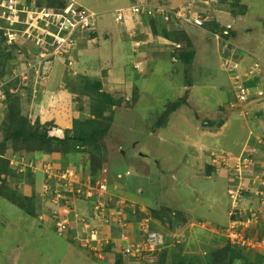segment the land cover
<instances>
[{"label":"rangeland","instance_id":"374dc122","mask_svg":"<svg viewBox=\"0 0 264 264\" xmlns=\"http://www.w3.org/2000/svg\"><path fill=\"white\" fill-rule=\"evenodd\" d=\"M13 1L20 9L24 8L23 12L10 14L5 8L10 0H0V28L6 44L17 45L8 48L1 43L0 53L15 54V60L20 63L14 69L26 77L22 80L20 76L22 81H18L15 79L18 75L14 74L6 77V83L0 82V86L9 84L10 93L5 102L0 101V140H9V129L4 122L12 109L30 123H37L32 130L37 129L39 134L46 131L49 138L55 137L50 147L55 146L59 142L56 139L72 134L75 122L94 118L92 106L97 103L96 95L84 84L96 81L101 83V92L114 101L119 100L118 106H112L119 120L113 115L115 121L108 130L110 133L101 135L105 158L100 176L94 179L85 153L71 155L58 149L50 153L14 152L12 142L8 141L3 155L15 175H0V184L7 185L2 189L5 198L0 197V264H115L113 257L117 250L129 251L133 247L121 246L122 240L131 242L127 237V223L137 221L135 226L142 223L147 227L152 211L158 212L157 219L162 226L156 228L157 248L148 255L150 261L143 264H190L193 260L207 264L205 256L209 252L232 246L225 236L233 222L229 216L227 223V211L231 214L237 209L234 203L243 207L247 198H241V192L247 188L254 195L264 196L242 178L245 184L238 187L234 170L227 165L221 169L223 163H218L220 159L229 162L230 158L240 157L245 150L240 157L247 161L243 175L256 179V183L264 180V177L258 178L262 170L256 163L264 147L247 153L254 148L247 143L257 140L261 141L259 145H264V0H142L150 10L155 9L149 16L157 18V31H153V23L140 15L133 21L116 20L115 9L131 5L133 0H72L73 6L79 4L95 13L97 30L94 35L77 31L69 52L62 59L49 57L39 65V73L27 68L32 59L21 60L43 46L37 40L42 38L44 27L36 23L32 12L44 6L49 8L48 2ZM178 11L181 19L175 16ZM202 14L209 16L208 20L212 18L211 22L202 19ZM194 18L201 23L195 24ZM159 24L173 33L171 39L160 36ZM215 27H218V36L211 33ZM182 32L191 46L182 39ZM131 37L132 44L128 41ZM135 45L139 47L134 52ZM189 50L194 52L193 58L190 64H184L178 53ZM56 66L58 71H54ZM52 67L53 74H60L54 87L49 84ZM240 72L246 76L240 77ZM235 88L244 90L243 99ZM1 89L0 100H3ZM181 99L185 101L182 104ZM231 101H236L234 109L229 106ZM168 110H171L169 115ZM108 115L106 112L103 116ZM241 121L250 126L260 121V136L254 138L250 133V138L247 136L242 142L247 130L241 127ZM214 129H224V133L212 134ZM201 131L207 136H200ZM44 164H49V171L45 172ZM217 168L219 173L204 174ZM68 169L74 171L75 178L69 183L52 178L51 185L56 182L53 193L47 179L53 173L61 175ZM126 169L129 172L124 175ZM138 183L143 189L141 194L135 190ZM99 185L105 189L102 191ZM89 189L97 190L87 195ZM233 190L239 194V201L229 197ZM12 194L18 198L16 203L8 201ZM21 199L22 206L18 203ZM118 199L126 202L121 207L124 214L128 203L133 205V210L124 227L114 228L119 237L116 239L106 237L104 227L98 226V219L107 213L101 221L108 231L113 230V221L108 219L110 214L118 217L120 207L113 202ZM92 203L93 209L97 205L102 214L93 213L90 219L89 211L79 208L92 207ZM114 206L118 208L115 213ZM142 206L149 214L136 218ZM237 210L238 214L244 212L241 207ZM245 212L248 214L251 210L247 208ZM251 216L248 225L257 221L255 212ZM51 219L53 226L49 224ZM209 226L217 227L221 238H212L216 233L211 234ZM107 241L111 246H105L108 249L105 255L103 246ZM262 241L256 248H244V251L260 249L264 246ZM88 243L91 245L86 246ZM109 258L112 260L108 261ZM140 262L133 258L123 260L122 264Z\"/></svg>","mask_w":264,"mask_h":264},{"label":"trees","instance_id":"16d2710c","mask_svg":"<svg viewBox=\"0 0 264 264\" xmlns=\"http://www.w3.org/2000/svg\"><path fill=\"white\" fill-rule=\"evenodd\" d=\"M46 1L48 2V3H46V7L57 8L60 11H62L70 3V0H46ZM231 4H234V2H231ZM78 6H80V5L78 4ZM80 7L83 9H86L82 6H80ZM44 8H45V6H44ZM86 10H88V9H86ZM233 13H235V10H233ZM152 17H154V16H152ZM152 17L148 16L146 18V21L153 23V26L155 28L156 24H158V23H156V21H154ZM171 19H172V17H171ZM212 24H213V22H212ZM159 25L162 26V28H160V30L158 29V31H161L160 36L165 40L171 39L172 38L171 34H173V33L168 31V29H166L163 26V24H159ZM154 28H153V31H156L157 29L156 28L154 29ZM217 28L218 27H215V29H212L213 30L212 32H219V31H217ZM96 30L97 29H94V30H91L88 32H91L94 35L95 34L94 31H96ZM3 34H4V31L2 28H0V44L4 43L5 47H8V48H10L12 45H17V43H13L11 45L6 44ZM85 34L86 33H84L83 35H85ZM181 34H182V39L186 42V45L191 46L190 42L188 41V39L186 37V34L184 32H182ZM133 48L135 49V47H133ZM136 49H138V48H136ZM38 50L39 49L35 48V50L32 51V54H26L22 58L21 61L32 59L33 60L32 62L35 63L37 60L36 57L38 55ZM75 51H76V49L74 48L73 52H75ZM23 52H25V50H23ZM134 52H135V50H134ZM193 55H194V52L192 50L180 51L178 53V57H179L180 61H182L184 64H190V62L193 58ZM14 56H16V55L13 54L11 51H8L7 54H4L3 51H1V53H0V80H2V81H0V82H5L6 77L8 78L9 76L11 77L15 74L16 69H14V68L18 65V63H20V60L16 61ZM135 57L136 56H134V58ZM62 58L63 57H60L58 59H62ZM135 61H133V63H135ZM51 69L52 70L50 71V74L53 71V67ZM15 79L20 81L21 77L17 76ZM24 81H26V80H24ZM1 87H2L1 91H3L4 96H5L4 99L1 100V102L2 101L5 102L8 98V96L10 95V93L7 89L9 87V84L8 83L6 85L4 84L3 86H0V88ZM84 87H86L90 93L96 95L95 100H97L96 101L97 103L92 106L94 118L87 119L84 123L75 122L73 124L72 134H70L69 136H65L61 139L60 138L56 139V141H59V142H58V144H56L53 147H50V145H51L50 143H51V141H53L55 139V137H54V139L49 138L47 136L48 133L46 131L43 132V134H39L37 129L32 130L37 125V123L32 124L26 118H22L19 115V112H14L12 109H9L7 121L4 122L9 129V131L7 133L9 140L7 138L0 140V175L3 173L15 175L13 169H11L9 167V162L4 158V155H3L6 151L5 148H6L8 141H11L12 142L11 148H12V151H14V152L15 151H25L26 152L27 150H30L32 152L39 151V152L50 153L53 149L54 150L58 149V150H61L65 154H71V155H73L75 153H77V154L85 153L87 158H88L86 160V163H87V165H89L88 168L92 172V173H90L91 178L94 179V178L100 176L99 171L102 167V164H103V161L105 158L104 154L102 155V151H104V148L102 147V145H104V143L101 142V138H102L101 135H104V134L106 135L107 133H110L108 130H109V128H110L115 117L117 118V122H118L119 114L115 115V112H113V110H112V106L113 105L118 106L119 100L114 101V100H112V98L107 93H105L104 91L101 92L100 89L102 86H101V83L99 81H96L92 84L86 83V84H84ZM184 102L185 101L183 99L180 100L181 104ZM177 105H178V103L171 106V109H175V107ZM170 111L171 110L167 111L168 115H169ZM106 112L109 115L104 117L103 115ZM113 115H114V118L112 119ZM104 126H105V128L102 129ZM90 130H92V131L89 132ZM107 136H108V134H107ZM247 145L248 146H255L257 148L262 147L256 141L247 143ZM92 163H95L97 166L94 167ZM224 166H225V164L224 165L222 164L220 166V168L222 169ZM211 167H213L212 164H211ZM118 169H119V167H118ZM218 171H219L218 168L216 171L207 170V173L204 172V174H206V176H210V174H212V173H219ZM242 172H243V170H242ZM115 176L116 175L114 173L113 177H115ZM51 180H52V178L47 179V181L49 182L48 186L50 187V189L53 192L54 187H56V182H55V185H51V183H52ZM235 182H236V180H235ZM60 185H63V181H60ZM108 185L111 186V183L109 182ZM6 187H7V185L5 182H2L0 184V197H3L4 194L2 192V189H5ZM248 194H249V192L247 190H243L241 196H243V195L245 196ZM3 198H5V197H3ZM16 200H18V198H16L15 195L12 194V197L8 201L11 203H16L15 202ZM26 200H27V198H26ZM18 203H19V205L22 206L24 204V201L21 199L20 201H18ZM92 209H93V206H92L91 210L89 211L90 216L88 218H90V219H92V217H93V210ZM98 209H99L98 211H101L100 208H98ZM117 210H118V208H117ZM112 211H113V213H115L116 208H113ZM128 213L129 214L132 213L130 211V208H128ZM157 213L158 212H156V211H152V214H150V215H152V217L158 218ZM105 215L106 214L102 215L101 220L103 219V217H105ZM122 221H123V218H122ZM110 236H112V235H109L108 233H106V237H110ZM109 243H110V241L109 242L107 241L106 243H104L105 245L103 246L104 247L103 251L108 250L106 247L111 246V244H109ZM121 244H122L121 246H123L125 244V242H121ZM258 251H259V249L253 250L252 252L247 253V251L245 252L244 248H242V247L227 245L220 250L216 249V250H212V252H209L205 256V262L207 264H236V263L237 264H262V261L264 260V255L258 254L257 253ZM107 252L108 251H106L104 254L106 255ZM114 255H115V257H113V259L115 258V264H122V261L125 260V257H123V255H122V248L117 250L116 253H114ZM195 262H197V263H195ZM143 263L144 262H142V264ZM198 263H199L198 261L193 260L192 263H190V264H198Z\"/></svg>","mask_w":264,"mask_h":264},{"label":"built area","instance_id":"2783aa9c","mask_svg":"<svg viewBox=\"0 0 264 264\" xmlns=\"http://www.w3.org/2000/svg\"><path fill=\"white\" fill-rule=\"evenodd\" d=\"M76 2V0H74ZM18 4H16L13 0H10V4H8L7 6H5V8L9 11L10 14L14 15V14H19L21 12H23V9H20L19 7H17ZM128 7V6H126ZM125 8V7H122ZM145 8L144 5H141L140 3H136L135 5L131 6L128 8V12L127 14H119L118 17L119 18H130L134 15L140 14V13H144L146 11V13L149 15H152V10ZM123 9H120V12H122ZM32 14L34 15L35 19H36V23H41L40 26L44 27L43 32H42V38L38 39L37 42L40 45H43L41 48H39V53L38 56L36 57V62H31L28 63L27 68H30V70L33 71H38V67L40 64H42V62H44L47 59H50L49 57L53 56V57H57L60 58L62 56H64L65 54H67L69 52V50L71 49V47H73V42H74V35H70L71 31H73L74 29H76L78 26L79 27H84L86 30L91 31L94 29L95 26V17L92 13H89L88 10L81 8L80 6H68L66 7L64 10L60 11L57 8H44L41 9L39 11L34 10ZM176 17H182L181 12H177L175 14ZM10 17V16H9ZM209 17V16H208ZM208 17L205 16L206 21H208ZM204 18V17H203ZM202 18V19H203ZM196 20L195 24H200L201 20L194 18ZM189 21V20H187ZM209 21L211 22V19H209ZM65 31H68L69 33L66 34ZM37 33H39V31H37ZM16 35V34H15ZM52 38L53 41L47 43L46 45V41L48 39ZM57 43V44H55ZM18 69L15 70V74L16 71ZM19 77L21 76L22 79H25V74L23 72H19L17 74ZM17 77V76H16ZM244 90L241 89L240 90V99H243V95H244ZM239 101V100H238ZM257 141V140H256ZM258 142V141H257ZM258 143H261L258 142ZM250 155V154H249ZM249 157V156H248ZM226 159H220L218 161V163H233L234 166H237L236 168L238 170H241L243 168L247 167V163H243L242 159L240 158H230V160H227L229 162L225 161ZM215 162V161H214ZM247 162V161H246ZM45 166V172L49 171L50 166L49 164L46 166V164H44ZM53 173V172H52ZM62 173V174H61ZM59 175L58 173H53L49 176V179L51 178H58L59 180H64L66 182H70L73 181V179L75 178V173L74 171H70L65 170V172H61ZM102 179V178H100ZM98 179V181L100 180ZM236 180V184H238V187L244 186V183H242L241 181V175L235 179ZM76 181V180H75ZM260 184H264V180H262L260 182ZM47 189L48 186L46 185ZM98 188H100L102 191L105 189L103 186L99 185ZM93 190H97V189H89L87 192V195H91L93 192ZM231 197L233 200H237L239 201L240 197L238 195V193H233L230 192ZM111 200V199H108ZM118 201H120V204L118 203ZM117 202V207L123 205L125 202L121 199L116 200ZM107 203V202H106ZM94 205V203L92 204V206ZM133 205L129 204V208H132ZM234 208L239 209V205L236 203L233 204ZM92 208V207H91ZM91 210V209H90ZM93 213L94 214H101V211H98V206L95 205ZM229 216H231V214H229ZM119 222L121 223V219H122V215L118 216ZM60 219H58L59 221ZM59 223H62V221H60ZM242 225L244 228L247 227L248 222L247 221H233L232 224L229 226V228L226 230V234L228 236V239L230 241V243L233 244V246H239L245 249L248 248H254L256 243L254 242V240L250 237V236H246L242 230L238 231L237 230V226ZM92 234V233H91ZM94 242V241H91ZM159 243V237L156 233H146L145 237L133 248V250H131V254L136 255L135 257L137 258L136 260L141 261V259H144L145 261L149 260L150 258L148 257V255H150L156 248L157 245ZM91 245V243H88L86 246ZM256 248V247H255ZM143 256H146V258H142Z\"/></svg>","mask_w":264,"mask_h":264},{"label":"crops","instance_id":"0c3cea01","mask_svg":"<svg viewBox=\"0 0 264 264\" xmlns=\"http://www.w3.org/2000/svg\"><path fill=\"white\" fill-rule=\"evenodd\" d=\"M78 6V5H77ZM106 27V26H105ZM133 37H131V39H129L128 41H129V43H131V42H133L132 39ZM135 39V38H134ZM83 41V40H82ZM47 42H51V41H47ZM79 42H80V40H79ZM132 44V43H131ZM161 48V47H160ZM161 50V49H160ZM77 51V50H76ZM75 51V52H76ZM74 52V53H75ZM54 65H55V63H54ZM54 67V66H53ZM57 67V66H56ZM144 69H145V67H143ZM58 69V67L57 68H55V70L54 71H56ZM251 69V68H250ZM60 70V69H59ZM58 71V70H57ZM227 72V71H226ZM249 73H251V71L249 72ZM253 74H254V72H252ZM261 74V73H260ZM51 75V79H50V82H49V84H50V86L51 87H54L55 85H56V83H57V79H58V77L60 76V74H53V71H52V73L50 74ZM244 76H246V74L245 73H241L240 72V77H244ZM243 108L241 107V110H242ZM235 112H236V110H235ZM224 123V122H223ZM253 124H252V126H250V125H248L247 123H245V122H242L241 121V127L243 128V129H246L247 130V133H246V135H245V137L243 138L244 140L242 141V142H245V140H246V138H247V136L250 138V133H252L253 135V137L255 138V137H258V136H260V134L259 133H262L261 132V130L260 129H258V128H260V121H257V122H252ZM226 124V126H227V123H225ZM258 125H259V127H258ZM225 126V125H224ZM197 127V126H196ZM220 128V127H219ZM217 134V133H219V134H223L224 133V129H220V130H217V129H214L213 130V132H212V134ZM200 136H202V137H206L207 136V134L205 133V132H203V131H201L200 133ZM262 136H264L263 135V133H262ZM262 147H264V145L262 146ZM246 149V148H245ZM254 149L257 151L258 150V148L257 147H255L254 146ZM241 150V148L240 149H238V153H239V151ZM245 151V150H244ZM244 151L242 152V153H240V154H242V155H244ZM232 152V151H231ZM258 158V160L256 161V163H257V166L259 167V169L260 170H262V172H261V174L259 175V177L258 178H260V177H264V148H261V151L259 152V156L257 157ZM143 167V166H142ZM81 168H82V166H81ZM126 172H129V170L128 169H126L125 171H124V175H126ZM236 178H238L240 175H241V178H242V180L244 179V181H246V182H248L249 181V185H251L252 187H253V185H254V188H257V190H259L258 192L259 193H262V194H264V184H260V183H256L255 182V180H253L252 178H249V179H247V176H249V175H246V177L243 175V172H241V173H236ZM235 178V179H236ZM235 179H234V181H235ZM251 180V181H250ZM242 183H244L245 184V182H242ZM141 184V183H140ZM139 183H138V185L139 186H136V189L135 190H137V192L138 193H142V187H141V185H140ZM144 185H146V183H144ZM234 185H236V184H234ZM227 187H228V185H227ZM247 190H248V192H249V194L248 195H245V196H242L241 198H244V197H246L247 198V201H245V203H244V205H243V207H242V204L241 205H239V207H241L242 208V211H244V212H242L241 214H238V215H236L234 218H236V219H234L233 221H237V220H239V221H249V219H252L251 217V213L253 214L254 212L256 213V218H257V221L253 224H250V225H247V227L246 228H244L242 225H239V226H237V229L240 231V230H245L246 231V235L247 236H250V237H252V239L254 240V242L257 244L258 242H262L263 243V241L262 240H264V233H262L261 234V232L260 231H262V230H264L262 227H263V225H264V204L263 205H261V201L262 200H264V196L262 197V195L261 194H256V195H254L253 194V192H251L250 190L251 189H249V188H247ZM129 200H131V199H129ZM107 202V201H106ZM93 204V203H92ZM129 204H131V203H129ZM110 205H112V204H110ZM247 205V206H246ZM112 207V206H111ZM91 209V207H90V205H89V207H85V208H83V207H80L79 209H84V211H90L89 209ZM114 208H117L116 206H114ZM247 208H249L250 210H251V212L250 213H248V214H246V212H245V209H247ZM227 209H228V207H227ZM132 210H133V207L131 208V212H132ZM229 210V209H228ZM140 211H142L141 212V214L140 215H138L136 218H140L141 216H146V215H148L149 214V212L146 210V208H144L143 206L140 208ZM107 214V213H106ZM130 215H132V213L131 214H129L128 213V209H126V212H125V214H123L122 215V218H123V221H122V219L120 220L121 221V223L123 222V223H127V220L129 221L131 218H130ZM150 216V215H149ZM151 217V219H150V222L152 223H149V225H150V227H152L151 229H153V230H155L156 231V228H161V223H160V221L157 219V218H155V217H152V216H150ZM254 217V216H253ZM130 218V219H129ZM142 218V217H141ZM108 220H110V221H113V224L112 225H114L112 228H113V230H111V229H109L110 231H112L111 233H110V231H108V229L106 228V226H103V221H101V219H98V222L100 223L98 226H101V227H104V231H105V234L106 233H109V235H112V236H114L116 239H119V237H116V235H117V230L116 229H114V228H117V226L119 227V219H118V217L116 218V217H114V215H111L110 214V216H109V219ZM133 220H135L134 219V216H133ZM228 220H229V214H228V211H227V223H228ZM53 219H51L50 221H49V224H52V226H53ZM92 223L94 222V220H92L91 221ZM134 223L135 222H137V221H133ZM134 223H130V224H128L127 223V237L129 238V240L131 241V242H134L135 240H137L138 239V237H139V235H138V233H137V224H136V226L134 225ZM199 223V222H198ZM200 226V225H199ZM259 226H261V227H259ZM94 227V226H93ZM200 227H202V226H200ZM249 227V228H248ZM209 232H211V234H213L212 232H215L216 234H213V237L212 238H217V237H219V238H221V233L218 231L219 229H217V227H210L209 226ZM116 231V232H115ZM215 235V236H214ZM211 238V237H210ZM225 238V237H224ZM223 239V238H222ZM92 245H96L97 246V243L96 242H93L92 243ZM258 254H263L264 255V246H262L260 249H259V251L257 252ZM112 259L111 258H109L108 259V261H111ZM262 264H264V260L262 261Z\"/></svg>","mask_w":264,"mask_h":264},{"label":"bare ground","instance_id":"6f19581e","mask_svg":"<svg viewBox=\"0 0 264 264\" xmlns=\"http://www.w3.org/2000/svg\"><path fill=\"white\" fill-rule=\"evenodd\" d=\"M72 0H70V3L66 6V7H68V6H70V5H72V2H71ZM136 3H140L141 5H144L145 6V8H147V9H150V6L148 5V4H146V3H144V1L142 2V0H133V2H132V4L131 5H128V7H125V8H122V6H119V7H117L116 9H115V16H116V20L117 21H125L126 19H128V18H124V17H122V18H119L118 17V15L121 13V14H127V12H128V8L129 7H131V6H133V5H135ZM73 6V5H72ZM74 6H77V5H74ZM65 7V8H66ZM64 8V9H65ZM63 9V10H64ZM120 9H123L122 10V12H120ZM146 9V10H147ZM153 9V8H152ZM169 9V8H168ZM155 9H153L152 10V12L154 11ZM89 13H92L93 15L95 14V13H93V12H89ZM138 16L140 15L142 18H144V17H148V14L146 13V11L143 13H140V14H137ZM137 15H134V16H132V17H130L129 19L130 20H134V19H136V17H137ZM203 16H204V14H202ZM95 17V16H94ZM152 17V16H151ZM153 18V20L154 21H157V18H155V17H152ZM163 19H164V22L165 23H167V24H169L168 23V19L167 18H164V17H162ZM182 17H177V19H181ZM174 19H176V18H174ZM204 20H205V16H204V18H203ZM212 19V18H211ZM146 21V20H145ZM209 21V20H208ZM147 22V21H146ZM206 22V21H205ZM97 23V20H95V26H94V29L96 28V24ZM136 26V25H135ZM157 27V26H156ZM159 27H161V25H159ZM158 27V29H160ZM135 28H137V27H135ZM162 28V27H161ZM93 29V30H94ZM79 30H84V31H86V32H88V30H86L84 27H77L76 29H74L73 31H71L70 33V35H75V33L77 32V31H79ZM157 31V30H156ZM225 31V30H224ZM65 33L66 34H68L69 32L68 31H65ZM213 35H216V36H218V32H211ZM51 39V38H50ZM73 39H75V36L73 37ZM165 40V39H164ZM51 41H53V39L51 40ZM141 43V42H140ZM133 47H135V48H138L139 47V45H135V46H133ZM75 48V47H74ZM73 48V49H74ZM134 49V48H133ZM135 50V49H134ZM236 51L237 50H235V54L237 55V53H236ZM236 59H238L237 58V56H236ZM229 70V69H228ZM232 74H234V71H232ZM239 76H240V73H239ZM232 78V77H231ZM239 77H236V79H238ZM235 90H237L238 92H240V90L241 89H239V88H235ZM232 98V97H231ZM233 100H236V99H233ZM1 101V100H0ZM235 102L236 101H231L230 102V107H231V109H234V105H235ZM252 151H256L254 148H251L250 150H248V152L247 153H249V152H252ZM243 155H241L240 157H242ZM240 157H236V158H240ZM243 160V163H247L246 162V160L245 159H242ZM224 164V163H223ZM225 165H227V167H229V168H231L232 170H234V172L235 173H241L242 172V170H244L245 168H243V169H241V170H238L236 167L237 166H234V164L233 163H225ZM128 174V173H127ZM126 174V175H127ZM235 187H236V185H235ZM235 189V188H234ZM247 190V189H246ZM248 191V190H247ZM231 192H233V193H237L235 190H233V191H231ZM243 192V191H242ZM242 192H241V195H242ZM239 195V194H238ZM229 197H231V195L229 194ZM242 197V196H241ZM113 201V200H112ZM114 203H115V205H116V201H113ZM126 203V202H125ZM125 203L123 204V205H125ZM129 204V203H128ZM123 205H121V206H119L120 207V210L117 212V216H119V215H123L124 214V210H122V208L121 207H123ZM239 205V204H238ZM117 206V205H116ZM232 208V207H231ZM120 212V213H119ZM238 212H240L239 210H237V209H235V210H232V212H231V218H234L236 215H238ZM236 214V215H235ZM240 214V213H239ZM151 216V215H150ZM93 218V217H92ZM100 219H101V217H100ZM234 220V219H233ZM135 225V224H134ZM143 225L144 224H142V223H137V233H138V235H139V237H138V239L137 240H135L134 242H129L128 243V239L126 240H122L121 242H125V245H123L125 248H129V245H132L133 247L128 251V250H126V251H124V250H122V255H123V257H125V260H132L133 258L136 260L137 258L135 257L136 255H133V254H131L130 252H131V250H133V248L145 237V235H146V233H156L157 234V232L155 231V230H151L150 229V227H149V222H148V224H147V227H143ZM121 227H124V223H120V228ZM237 228V227H236ZM238 230V229H237ZM239 231V230H238ZM158 235V234H157ZM228 237V236H227ZM90 239H92V238H90ZM125 254L127 255V257L125 256ZM142 258H146V256H143ZM142 262H145V260L144 259H141V264H142ZM139 263V264H140Z\"/></svg>","mask_w":264,"mask_h":264}]
</instances>
